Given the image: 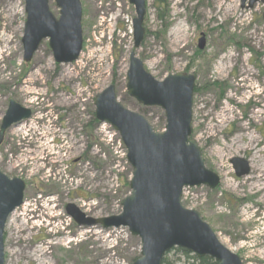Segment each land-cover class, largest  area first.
I'll return each mask as SVG.
<instances>
[{
  "label": "rangeland",
  "instance_id": "rangeland-1",
  "mask_svg": "<svg viewBox=\"0 0 264 264\" xmlns=\"http://www.w3.org/2000/svg\"><path fill=\"white\" fill-rule=\"evenodd\" d=\"M145 1L146 38L136 50L129 0H80L82 53L73 64L57 65L48 41L24 61L25 0H0V125L11 100L33 112L0 147V172L27 185L23 207L7 221L5 264H134L141 258V241L128 229H79L66 213L72 204L95 220L119 216L130 194L132 169L120 136L93 122L99 93L115 85L124 107L164 131L163 111L142 107L126 90L131 52L159 82L170 74L196 76L192 140L221 182L213 191L185 190L183 206L200 213L243 264H264V190H252L250 181L262 170L264 189V4L248 10L242 0ZM236 158L249 163L248 176H236ZM166 257L199 264L177 250Z\"/></svg>",
  "mask_w": 264,
  "mask_h": 264
},
{
  "label": "water",
  "instance_id": "water-1",
  "mask_svg": "<svg viewBox=\"0 0 264 264\" xmlns=\"http://www.w3.org/2000/svg\"><path fill=\"white\" fill-rule=\"evenodd\" d=\"M24 61L29 63L41 42L49 39L54 62L68 65L78 61L83 49L82 5L79 0H57L61 10L57 21L48 0H25ZM252 10L264 0H242V8ZM135 7L134 48L144 41L145 0H130ZM264 20V14H263ZM205 36L199 40L204 50ZM197 78L187 73L170 74L159 82L149 74L143 61L131 52L126 90L144 108H159L165 117V129L157 133L145 116L124 107L116 88L110 85L95 98V118L113 128L127 151L132 169L130 194L122 202L119 216L95 220L70 204L66 213L79 227L102 226L105 230L126 228L141 241V258L134 264H162L173 249L187 251L197 259L209 258L216 264H243L240 257L224 247L200 213L183 206L185 189L220 185L218 175L210 171L200 148L192 140L193 106ZM32 112L10 101L0 127V145L14 124L30 119ZM231 164L238 178L250 174L249 163L240 158ZM26 184L9 179L0 172V264H5L4 235L11 214L24 204Z\"/></svg>",
  "mask_w": 264,
  "mask_h": 264
},
{
  "label": "flooded vegetation",
  "instance_id": "flooded-vegetation-1",
  "mask_svg": "<svg viewBox=\"0 0 264 264\" xmlns=\"http://www.w3.org/2000/svg\"><path fill=\"white\" fill-rule=\"evenodd\" d=\"M80 1V0H79ZM129 2H130V0H129ZM146 2V1H145ZM81 3V2H80ZM48 4H49V10H50V12H51V14L54 16V18L57 20V21H59L60 20V17H61V15H60V13H61V10H60V8L58 7V5H57V0H48ZM132 5V4H131ZM146 7H147V5H146ZM135 8V7H134ZM146 11H147V8H146ZM136 12V11H135ZM25 13H26V2H25ZM146 16V15H145ZM82 18H83V9H82ZM144 20H145V18H144ZM26 23H27V13H26V22H25V25H26ZM143 27H144V23H143ZM145 29V28H144ZM83 31V30H82ZM24 32H25V27H24ZM23 38H24V34H23ZM23 38H22V40H23ZM133 38H134V28H133ZM145 38H146V30H145V36H144V41H145ZM44 41H48V43H49V39H45V40H43L42 42H41V44L44 42ZM143 41V42H144ZM143 42H142V44H143ZM23 44V43H22ZM41 46V45H40ZM142 46V45H141ZM40 48V47H39ZM50 48V47H49ZM23 50H24V47H23ZM39 50V49H38ZM51 50V49H50ZM52 52V51H51ZM37 53V52H36ZM35 53V54H36ZM35 54H34V56H35ZM53 55V54H52ZM34 58V57H33ZM33 58H32V60H33ZM23 59H24V56H23ZM31 60V61H32ZM79 60V59H78ZM30 61V62H31ZM29 62V63H30ZM73 64V63H72ZM58 65V64H57ZM115 86V85H114ZM115 88H116V86H115ZM117 93V92H116ZM11 101H13V100H11ZM15 102V101H14ZM17 103V102H16ZM9 104H10V102H9ZM18 104V103H17ZM21 106V105H20ZM8 108H9V106H8ZM24 108V107H23ZM27 109V108H26ZM30 110V109H29ZM7 111H8V109H7ZM31 112H32V110H31ZM7 113V112H6ZM6 115V114H5ZM32 116H33V112H32ZM32 116H31V118H32ZM5 117V116H4ZM30 118V119H31ZM30 119H28V120H30ZM28 120H25V121H23V122H21V123H18V124H14L11 128H13V127H15V126H18V125H21V124H23L24 122H26V121H28ZM3 121V120H2ZM2 124V123H1ZM0 127H1V125H0ZM10 128V129H11ZM10 129H8L7 131H6V133L10 130ZM6 133H5V135H4V139H3V142H4V140H5V136H6ZM2 142V143H3ZM2 146V144L0 145V147ZM83 161V159H80L79 161H77L76 163H81ZM2 173V172H1ZM8 177V176H7ZM9 179H12V178H10V177H8ZM20 180V179H19ZM26 184V183H25ZM26 188H27V185H26ZM26 192V191H25ZM25 196V195H24ZM79 228V227H78ZM80 229V228H79Z\"/></svg>",
  "mask_w": 264,
  "mask_h": 264
},
{
  "label": "bare ground",
  "instance_id": "bare-ground-1",
  "mask_svg": "<svg viewBox=\"0 0 264 264\" xmlns=\"http://www.w3.org/2000/svg\"><path fill=\"white\" fill-rule=\"evenodd\" d=\"M94 9H96V6L95 5H94ZM6 32H8V34H10V35H13L12 34V31H7L6 30ZM12 42H13V40H11V42L9 44H12ZM37 72L38 73H41L42 72V69H38L37 68ZM225 152H226V150H221L216 155L219 156L220 158H222L224 156V153ZM251 167H252V164H251ZM262 174H263V171L262 170L255 169L254 177H252L250 179V181H252L253 183H256V185L254 186V188L252 190H257L258 189L259 193H263V190H264L263 188H261V185H260L261 182L263 181ZM261 203H262V205H264V202L263 201H261ZM261 203H259L258 205L261 206L260 205ZM41 264H48V260L47 261L46 260L41 261Z\"/></svg>",
  "mask_w": 264,
  "mask_h": 264
},
{
  "label": "trees",
  "instance_id": "trees-1",
  "mask_svg": "<svg viewBox=\"0 0 264 264\" xmlns=\"http://www.w3.org/2000/svg\"><path fill=\"white\" fill-rule=\"evenodd\" d=\"M159 20H160L161 22H164V21H165V19H164L163 17H159ZM196 92H197V91L195 90V93H196ZM93 122H94V124L99 125L98 121L95 119V116H94ZM174 250H177V251L183 253V255L187 256L188 258H191L192 260H196L195 257H192V256L190 255V253H188L187 251H183V250H181V249H174ZM190 256H191V257H190ZM198 260H199V264H216L214 261H212V260L209 259V258H203V259H198ZM162 264H173V263H172L171 261H169V260L167 259V257H166V258L164 259V261H163Z\"/></svg>",
  "mask_w": 264,
  "mask_h": 264
}]
</instances>
